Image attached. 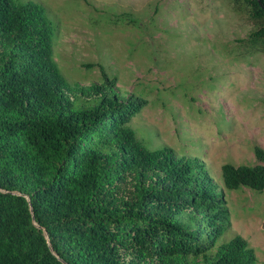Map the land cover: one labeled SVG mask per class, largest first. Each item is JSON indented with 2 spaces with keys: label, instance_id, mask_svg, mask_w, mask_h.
<instances>
[{
  "label": "trees",
  "instance_id": "obj_1",
  "mask_svg": "<svg viewBox=\"0 0 264 264\" xmlns=\"http://www.w3.org/2000/svg\"><path fill=\"white\" fill-rule=\"evenodd\" d=\"M243 5L264 53V0ZM35 3L0 0V264H255L194 161L151 151L127 126L144 102L102 81L68 82ZM93 67V65H88ZM257 164L222 166L224 187L264 191Z\"/></svg>",
  "mask_w": 264,
  "mask_h": 264
},
{
  "label": "rangeland",
  "instance_id": "obj_2",
  "mask_svg": "<svg viewBox=\"0 0 264 264\" xmlns=\"http://www.w3.org/2000/svg\"><path fill=\"white\" fill-rule=\"evenodd\" d=\"M41 5L54 28L53 59L70 83L98 84L144 102L127 126L149 150L197 162L223 194L235 236L264 264V191L224 187L222 166L257 164L264 149V53L233 0H17ZM93 65V67H88Z\"/></svg>",
  "mask_w": 264,
  "mask_h": 264
}]
</instances>
